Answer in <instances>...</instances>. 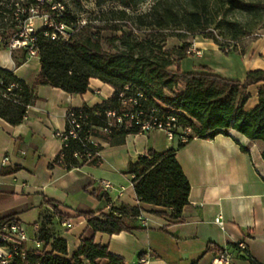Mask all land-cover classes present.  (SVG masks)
<instances>
[{
    "label": "crops",
    "instance_id": "obj_1",
    "mask_svg": "<svg viewBox=\"0 0 264 264\" xmlns=\"http://www.w3.org/2000/svg\"><path fill=\"white\" fill-rule=\"evenodd\" d=\"M190 50L188 57L198 60L190 72L206 67L223 78L243 81L249 71H264V31L239 54H224L213 41H194ZM0 68L31 86L40 61L27 48L6 45L0 47ZM263 85L247 88L245 110L258 105ZM112 95L113 89L98 79H90L86 93L76 96L39 86L20 124L10 125L0 117V219L38 228L43 216L53 215L51 232L66 241L67 258L77 251L81 237L93 235L97 245H106L125 264H137L141 258L148 264H211L218 252H225L230 264H264V161L259 144L244 136L194 138L177 150L179 139L169 140L165 132L153 130L111 144L102 140L95 163L66 170L57 161L62 147L55 134L64 129L66 113L100 105ZM150 150L158 154L177 150L175 160L189 185L188 204L178 220L167 217L169 209L136 197L128 166ZM102 181L110 188L104 189ZM48 201L58 206L64 219L55 216ZM122 206L139 209L136 218L125 216L137 230L93 234L86 220L77 217L107 214ZM218 217L222 225L215 222ZM29 242L27 247L34 251ZM240 243L247 246L248 255Z\"/></svg>",
    "mask_w": 264,
    "mask_h": 264
},
{
    "label": "trees",
    "instance_id": "obj_2",
    "mask_svg": "<svg viewBox=\"0 0 264 264\" xmlns=\"http://www.w3.org/2000/svg\"><path fill=\"white\" fill-rule=\"evenodd\" d=\"M10 1L12 0H0L1 18H5L7 13L14 15L17 3L25 10V14H21V21L28 18L27 10L31 7L39 6L40 9L50 11L49 4L40 6L38 0L13 1L12 9L7 10L5 6ZM74 1L80 4L89 0ZM146 1L94 0L97 7L108 2L120 7L119 10L102 13L100 20L128 22L137 31H148L143 40H139L132 30L121 31V36L117 38L121 46L115 52L104 50L99 35L89 32L86 25L66 43L45 37V28L38 30L34 34V46L40 61V72L34 83L27 86L12 72L0 68V91L11 84L17 85L9 98L0 99V117L10 125L20 124L27 106L36 98L35 91L39 86H50L76 96L86 93L90 79H98L113 89V95L100 105L81 108L95 127L94 135H98L99 129L108 127L105 118L107 112H121V94L124 97L141 94L138 104L143 109L144 118L148 119L152 109H156L154 116H175L178 129L174 135L177 139L188 129L187 141L179 143L177 150L194 138L214 139L218 135L231 136V133H236L250 142L258 143L260 156L264 161V85L259 92L258 105L250 110L244 109L247 88L257 83L264 84V71H249L243 81L223 78L206 67L200 68L198 72L186 73L180 70V62L191 56L190 46L181 47L177 53L165 52L163 46H159L166 36L164 31L168 29L184 30L192 34L206 29L218 30L222 39L237 42L253 33L255 27L264 22V4L244 0H185L187 7L183 8L178 7L173 0H155L146 13L131 17L126 12L128 9L136 10ZM52 2L64 7L62 18L52 16L54 22L71 26L81 19L72 16L61 0ZM225 9L244 14L249 17V21L244 25L227 21L224 18ZM19 32L18 30L16 33ZM210 38L218 43L212 33ZM11 40V36H0V47L9 45ZM173 56L176 60L172 59ZM140 133L137 128L116 129L111 126L109 135L98 136L111 144L127 135ZM80 149L78 143L70 142L61 151L57 161L66 170L82 166L83 161L73 158V153ZM177 150L161 154L150 150L146 155L130 162L127 170V174L133 176L132 184L137 199L169 209L167 217L174 221L178 220L183 207L188 204L189 190L187 180L175 160ZM96 160L94 158L90 163H95ZM47 203L55 216L65 218L57 205L52 201ZM139 213L138 208L128 209L122 206L112 208L107 214L88 212L80 213L77 217L86 220L87 227L93 234L113 235L137 230L138 228L126 222L125 216L136 218ZM8 220L11 218L0 219V223ZM52 221L53 215L42 217L37 239L43 249L37 251L39 254L35 252L36 256L28 258L30 264H125L124 260L112 255L106 245H97L93 235L81 237L77 251L71 258H67V243L63 238L52 234ZM221 253L218 252L217 255ZM11 264L24 262L14 259Z\"/></svg>",
    "mask_w": 264,
    "mask_h": 264
},
{
    "label": "built area",
    "instance_id": "obj_3",
    "mask_svg": "<svg viewBox=\"0 0 264 264\" xmlns=\"http://www.w3.org/2000/svg\"><path fill=\"white\" fill-rule=\"evenodd\" d=\"M39 5L49 4V12L45 9H40L39 6L31 7L28 11L27 21L32 22L35 18H39L42 21L45 32V37L60 43H66L85 26L87 23L84 19H78L77 22L71 26H67L63 23L54 22V17L62 18L64 14V7L60 3H54L52 0H38ZM53 14V15H51ZM54 16V17H52ZM132 29V28H131ZM132 31L137 33L133 28ZM37 32L33 28L32 23L29 24V28L25 29V32L19 34V36L10 41L9 47L15 48H27L28 53L31 56L36 55L37 49L34 46L35 38L34 34ZM191 52V51H190ZM17 88L16 84H11L6 87L5 90L0 91L1 98H9L12 90ZM180 88V86H178ZM141 94L135 96L124 97V94L120 95L122 110L120 113L109 111L106 113L105 118L108 121V127L99 129L98 135L105 136L111 133V126L116 129L125 128L132 129L137 128L141 133L151 132L153 130H161L165 132L169 140L176 138L174 132L178 129L176 125V118L173 115L162 114L160 116H154L156 109L150 110V116L148 119L143 116V109L138 104ZM153 114V115H151ZM95 127L88 120V115L81 109L69 110L65 116V127L62 131L56 132L55 136L61 143V151L69 146L70 142L78 143L81 147L80 151L73 153V158L84 163H90L94 158H97L101 147L102 139L98 135H94ZM188 129L184 130V135L179 138L180 142H186ZM5 159L4 161H6ZM104 189H109L110 184L108 182H101ZM215 222L218 225H222L220 218H216ZM62 225L66 228L70 227L68 222H63ZM38 228L34 226L33 231ZM30 239L27 238L26 232L22 225L11 219L6 222L0 223V264H11L14 259H20L24 264H30L28 258L36 256L35 251L40 249L41 243L37 238H33L34 251L27 247V242ZM240 250L244 251L248 255V249L245 244H238ZM137 264H148V261L141 258L137 261ZM211 264H230V258L225 252L217 255Z\"/></svg>",
    "mask_w": 264,
    "mask_h": 264
},
{
    "label": "rangeland",
    "instance_id": "obj_4",
    "mask_svg": "<svg viewBox=\"0 0 264 264\" xmlns=\"http://www.w3.org/2000/svg\"><path fill=\"white\" fill-rule=\"evenodd\" d=\"M17 0H12L8 5L5 6L7 10L12 9V2ZM63 4L66 6V10L75 18H82L86 21V26L88 27L89 32L97 33L101 39V45L104 50L115 52L120 48V42L117 40L121 36V31L128 32L132 30L133 27L129 25L128 22H118V21H102L100 20L101 14L107 12L109 10H119L120 7L115 3H106L102 7H97L94 3V0H89L87 2L76 3L74 0H61ZM155 0H147L144 4L136 8V10L128 9L126 12L131 16H135L138 14H143L149 11L153 2ZM246 2H262L264 4V0H244ZM24 2V1H21ZM173 2L178 4V7H187L185 0H173ZM15 14L11 15L7 13L5 18L0 17V36L4 35L7 37L11 36V39L17 38L20 32H25V29L29 28V24L32 23L33 28L35 30H41L43 28V23L41 19L35 18L34 21L29 22L27 18L22 20L21 14H25V10L23 7L15 5ZM224 18L227 21L231 22H239L244 25L249 21V17L240 14L238 12L225 9ZM219 20V19H218ZM18 26H15V24ZM133 25V24H132ZM132 28V29H131ZM19 33H16L17 31ZM136 30V29H135ZM264 31V22L257 25L250 35L245 36L241 40L237 42H233L230 40H224L219 36L218 30L206 29L199 33H188L184 30L179 29H168L164 31L166 35L164 41L159 44V46H163V51L177 53L181 47L191 46L194 41L205 42V41H213L210 38V34L216 38L219 50L227 55L239 54L242 50L246 49L248 45ZM15 32V33H13ZM133 32V31H132ZM137 33H134L139 40H143L147 35L148 31L145 30H136ZM9 39V38H8ZM191 50L189 49V52ZM192 53V51H191ZM173 60H176V57H172ZM198 60L192 57H185L180 62V70L186 73L190 72L193 63H197ZM174 69V67L172 68ZM23 229L26 232L27 238L33 240V228L34 226L21 224ZM29 242V241H28ZM32 242H29V244ZM33 244V243H32Z\"/></svg>",
    "mask_w": 264,
    "mask_h": 264
}]
</instances>
